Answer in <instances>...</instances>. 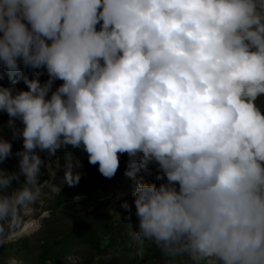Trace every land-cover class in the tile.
Listing matches in <instances>:
<instances>
[{
    "label": "clouds",
    "instance_id": "clouds-1",
    "mask_svg": "<svg viewBox=\"0 0 264 264\" xmlns=\"http://www.w3.org/2000/svg\"><path fill=\"white\" fill-rule=\"evenodd\" d=\"M0 65V163L18 157L0 167V246L58 191V153L79 182L71 147L106 178L127 154L132 236L165 264H264V0H0Z\"/></svg>",
    "mask_w": 264,
    "mask_h": 264
},
{
    "label": "rangeland",
    "instance_id": "rangeland-1",
    "mask_svg": "<svg viewBox=\"0 0 264 264\" xmlns=\"http://www.w3.org/2000/svg\"><path fill=\"white\" fill-rule=\"evenodd\" d=\"M28 71L31 77V70ZM41 71L43 74L39 78L43 82L47 79V73ZM9 83L6 70L0 65V85ZM60 83L62 81L56 80L53 89ZM17 87L26 89L22 82ZM257 103L261 106L262 114H264V97H259ZM8 119V115L0 111V135L11 139V130L5 127ZM21 148L22 139L12 140L13 153ZM41 155L43 157V154ZM121 160L122 157H119V163H121ZM83 162V159L72 161L73 174L80 173L84 169ZM123 162L127 163V160H123ZM0 167L16 170L18 168V157L15 155L9 157L0 163ZM126 169L127 164L124 166L122 173L115 177V182L110 185L107 191L102 193L100 191L93 192L88 195L91 197L81 193L82 185L70 186L65 182L63 187L55 193H51L46 187L44 189L45 194L30 206V210L22 215L21 220L10 231L8 242L0 246V264H4L9 256L22 259L24 264H35L42 254L43 245L46 243H53V248L57 252V255L51 259L49 264H112L116 260L125 263L133 256L139 257L138 262H133V264H165L163 258L156 257L153 252L149 251V242L139 243L132 236V233L136 230L133 224L138 222L133 204V185L135 181L124 174ZM61 170H65L64 165H60L56 169V173L62 172ZM156 170V166L150 164L148 168L140 169L137 178H143L144 181L151 182L155 178ZM156 182L158 183V181ZM63 193H66V195H63ZM60 199L64 201L57 205ZM104 200H107L106 210L111 214L110 226L113 230L99 232L90 241L68 244L67 239L72 234V231L67 230L70 228L69 225L78 220L81 212L83 215L86 214V212L84 213L85 209H92V204L95 201L99 204ZM26 224H31L33 232L15 236ZM41 228L46 229L43 234L44 237L39 234ZM63 233H65V237L60 236ZM36 237L43 239L42 242L38 241ZM37 243H40V245H37Z\"/></svg>",
    "mask_w": 264,
    "mask_h": 264
},
{
    "label": "trees",
    "instance_id": "trees-1",
    "mask_svg": "<svg viewBox=\"0 0 264 264\" xmlns=\"http://www.w3.org/2000/svg\"><path fill=\"white\" fill-rule=\"evenodd\" d=\"M264 112V110H263ZM68 151L72 154V161L76 159H83V167L84 169L79 173L80 179L79 182L74 185H82L81 193L86 194L87 196L90 195L93 192L100 191V193L105 192L108 190L111 184H113L115 181V177L122 173L124 170V166L127 164L123 162V160H127L128 156L127 154H119L118 156L121 158V163H119V167L115 173V175L112 178H106L104 177L99 171L98 166L95 164H90L88 162L87 153L84 152L82 149H73L69 148ZM58 155L61 157V165L63 166V160H62V153H58ZM47 178V174L44 173L41 175L40 179L44 180ZM159 183V181H158ZM63 195H66V193H63ZM91 197V196H88ZM64 200L60 199L57 202V205H60ZM107 200L101 201L99 204H97V201L92 204V209L84 210V213L86 214H80L78 220L70 224L67 230L72 231V234L69 239H67V243H83L85 241H90L95 234H98L102 231H112L113 228L110 226V218L111 214L108 213V210H106L107 207ZM55 209V208H53ZM46 229L41 228L39 231V234L43 236ZM60 236H66L65 233L60 234ZM36 239L40 242H42L43 239H40L39 237H36ZM59 240V239H58ZM37 245H40V243H37ZM53 243H46L43 245L42 254L38 258V260L35 262V264H49L52 258H54L57 255V252L54 250ZM149 251L153 252L156 257L162 258L160 252L155 248L154 245L149 243ZM139 257H130L129 260H127L125 263H122L120 260H116L112 264H133V262H138Z\"/></svg>",
    "mask_w": 264,
    "mask_h": 264
},
{
    "label": "bare ground",
    "instance_id": "bare-ground-1",
    "mask_svg": "<svg viewBox=\"0 0 264 264\" xmlns=\"http://www.w3.org/2000/svg\"><path fill=\"white\" fill-rule=\"evenodd\" d=\"M64 173H65V170L62 172H58L55 174V176L52 179V184H54L58 188V190L62 188L64 183L66 182L64 179ZM47 189L50 191L49 188ZM32 232H33V229L31 227V224H26V226L21 231L17 232L15 236H19L18 234L23 235L24 233H32Z\"/></svg>",
    "mask_w": 264,
    "mask_h": 264
},
{
    "label": "water",
    "instance_id": "water-1",
    "mask_svg": "<svg viewBox=\"0 0 264 264\" xmlns=\"http://www.w3.org/2000/svg\"><path fill=\"white\" fill-rule=\"evenodd\" d=\"M21 230V229H20Z\"/></svg>",
    "mask_w": 264,
    "mask_h": 264
}]
</instances>
